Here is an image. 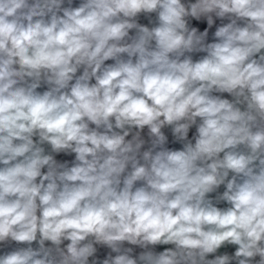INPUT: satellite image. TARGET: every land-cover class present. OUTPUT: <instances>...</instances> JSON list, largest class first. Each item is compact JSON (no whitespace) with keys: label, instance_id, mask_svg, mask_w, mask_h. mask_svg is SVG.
I'll return each instance as SVG.
<instances>
[{"label":"clouds","instance_id":"9594fccd","mask_svg":"<svg viewBox=\"0 0 264 264\" xmlns=\"http://www.w3.org/2000/svg\"><path fill=\"white\" fill-rule=\"evenodd\" d=\"M0 264H264V0H0Z\"/></svg>","mask_w":264,"mask_h":264},{"label":"crops","instance_id":"0c3cea01","mask_svg":"<svg viewBox=\"0 0 264 264\" xmlns=\"http://www.w3.org/2000/svg\"><path fill=\"white\" fill-rule=\"evenodd\" d=\"M78 3H79V0H74V6L78 5ZM213 31H214V29H213ZM209 39L211 40V35H210ZM106 63H111V61H108ZM224 95L227 96V94H224ZM190 135H191V133H190ZM170 147H177L178 148V147H180V145L174 144V145H170ZM73 158H74V156L73 157H66V156H63V154H61V156L58 157V159H61V160H63V159L71 160ZM164 247H168V246H159L158 250H163Z\"/></svg>","mask_w":264,"mask_h":264}]
</instances>
